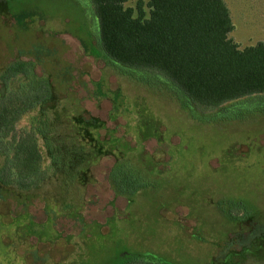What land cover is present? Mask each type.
Wrapping results in <instances>:
<instances>
[{
  "label": "rangeland",
  "instance_id": "1",
  "mask_svg": "<svg viewBox=\"0 0 264 264\" xmlns=\"http://www.w3.org/2000/svg\"><path fill=\"white\" fill-rule=\"evenodd\" d=\"M138 1L147 17L149 0L125 7L136 16ZM224 2L229 38L241 49L264 43V0ZM92 44L98 29L89 0H0V75L15 62L33 66L7 86L0 82V107L23 111L8 140L32 134L44 170L29 190L0 184V264H122L131 255L264 264V109L210 120L264 100L190 113L163 84L94 57ZM43 83L49 101L40 98ZM142 115L155 136H140ZM43 133L62 151L61 170ZM12 147L0 152V169L14 164ZM118 164L147 186L120 193L110 177Z\"/></svg>",
  "mask_w": 264,
  "mask_h": 264
},
{
  "label": "trees",
  "instance_id": "2",
  "mask_svg": "<svg viewBox=\"0 0 264 264\" xmlns=\"http://www.w3.org/2000/svg\"><path fill=\"white\" fill-rule=\"evenodd\" d=\"M89 1L98 29V45L92 44L90 49L93 56L104 58L125 75L141 74L147 81L163 84L188 112L207 113L246 98L264 100V43L241 49L229 38L233 24L224 0H149L147 17L141 1L135 8L136 16L133 8L125 7L129 0ZM32 67L25 62L10 64L0 75L1 84L7 86L17 76L29 74ZM46 85L49 86L43 83L39 87L44 96L40 98L49 101L51 92ZM257 103L243 107V111L217 113L219 118L210 120L236 121L252 110L263 112L264 102ZM22 113L13 103L0 107V152L14 146V164L10 166L11 161H4L0 184L13 183L19 189L29 190L39 185L44 170L32 134L24 135L19 143L8 140ZM142 116L146 123L140 128V136H155L152 120ZM43 137L54 170H61V149L44 133ZM76 162V158H70L66 165L73 167ZM110 177L117 190L129 196L147 186L132 168L122 164L114 165ZM122 264L166 263L153 255H131Z\"/></svg>",
  "mask_w": 264,
  "mask_h": 264
}]
</instances>
